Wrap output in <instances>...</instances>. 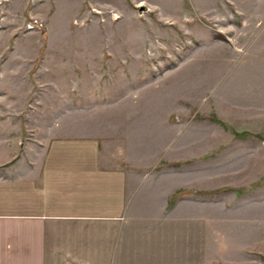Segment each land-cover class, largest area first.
<instances>
[{
	"label": "rangeland",
	"instance_id": "rangeland-1",
	"mask_svg": "<svg viewBox=\"0 0 264 264\" xmlns=\"http://www.w3.org/2000/svg\"><path fill=\"white\" fill-rule=\"evenodd\" d=\"M0 2L2 31L14 15L10 0ZM129 5L127 17L103 13L104 62L76 65L102 71V79H91L89 86L76 79L74 97L82 98L90 87L107 92L108 106H12L10 117L27 120L33 147L51 134L121 136L139 159L181 157L182 167L197 170L188 180L219 186V220L204 222L210 231L205 252L218 249L220 264L244 258L264 263V0H129ZM141 6L147 7L142 14ZM39 12L26 24L35 22L34 29L16 37L39 30L48 38V22L58 19L46 23L47 13ZM60 16L67 21L73 13ZM77 17L66 37H91L84 27L92 17ZM52 32V39L64 35ZM121 99L128 104L119 105ZM157 166L179 163L164 159ZM203 213L211 215V208L204 205Z\"/></svg>",
	"mask_w": 264,
	"mask_h": 264
},
{
	"label": "crops",
	"instance_id": "crops-1",
	"mask_svg": "<svg viewBox=\"0 0 264 264\" xmlns=\"http://www.w3.org/2000/svg\"><path fill=\"white\" fill-rule=\"evenodd\" d=\"M7 8L14 21L0 31V264H220L219 250L205 252L204 243V222L219 220V186L188 180L197 170L181 157L139 159L121 136L103 135L51 134L34 149L27 120L9 115L12 106H108L107 92L90 87L74 97L76 79H102L76 65L104 62L103 13L127 17L129 0H10ZM39 9L42 21L58 19L48 22V38L39 30L16 37ZM65 11L73 13L67 21ZM76 17H92L84 27L91 37H66ZM53 30L63 37L52 39ZM164 159L179 166L159 168Z\"/></svg>",
	"mask_w": 264,
	"mask_h": 264
},
{
	"label": "built area",
	"instance_id": "built-area-1",
	"mask_svg": "<svg viewBox=\"0 0 264 264\" xmlns=\"http://www.w3.org/2000/svg\"><path fill=\"white\" fill-rule=\"evenodd\" d=\"M0 5H2V2H0ZM36 25V23L34 22L33 24L30 23V25L27 26L26 30H33L34 29V26Z\"/></svg>",
	"mask_w": 264,
	"mask_h": 264
},
{
	"label": "water",
	"instance_id": "water-1",
	"mask_svg": "<svg viewBox=\"0 0 264 264\" xmlns=\"http://www.w3.org/2000/svg\"><path fill=\"white\" fill-rule=\"evenodd\" d=\"M144 11H147V7L141 6L139 9V13L142 14Z\"/></svg>",
	"mask_w": 264,
	"mask_h": 264
},
{
	"label": "trees",
	"instance_id": "trees-1",
	"mask_svg": "<svg viewBox=\"0 0 264 264\" xmlns=\"http://www.w3.org/2000/svg\"><path fill=\"white\" fill-rule=\"evenodd\" d=\"M214 121H216V120H214Z\"/></svg>",
	"mask_w": 264,
	"mask_h": 264
}]
</instances>
